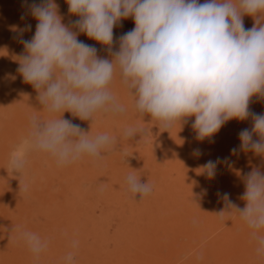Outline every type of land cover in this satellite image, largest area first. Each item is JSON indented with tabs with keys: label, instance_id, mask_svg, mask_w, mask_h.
Segmentation results:
<instances>
[{
	"label": "clouds",
	"instance_id": "9594fccd",
	"mask_svg": "<svg viewBox=\"0 0 264 264\" xmlns=\"http://www.w3.org/2000/svg\"><path fill=\"white\" fill-rule=\"evenodd\" d=\"M66 2L69 12L79 17L73 22L78 32L62 23L55 0H41L27 5L38 23L30 40L21 39L27 54L19 59L18 72L37 90L39 102L50 115L68 111L93 122L100 114H123L126 109L110 88L118 75L139 116L150 114L161 131L194 116L192 128L203 141L226 122L244 121L251 115V130H241V143L231 152L251 151L264 157V114L249 112L251 97L264 95V0ZM244 15L254 18L252 28L244 27ZM129 17L135 27L119 38V50L112 52L113 29ZM30 29L27 25L21 35ZM78 33L108 46L113 59L99 58L95 47L77 39ZM141 131L125 129L123 138L129 140ZM113 144L114 138L108 134L91 136L63 115L48 120L33 115L27 135L10 153L9 169L22 175L33 153L50 156L58 167L85 157L96 161ZM194 153L200 154V150ZM227 162V158L209 160L203 170L213 177L218 164ZM126 183L127 190L140 200L153 190L134 174L127 176ZM244 183L241 199L246 207L234 205L228 193L222 196L226 207L234 209L252 230L257 257L264 258V172L253 168ZM19 238L36 259L48 246L33 232L20 230ZM64 260L73 264L74 253L68 252Z\"/></svg>",
	"mask_w": 264,
	"mask_h": 264
},
{
	"label": "rangeland",
	"instance_id": "374dc122",
	"mask_svg": "<svg viewBox=\"0 0 264 264\" xmlns=\"http://www.w3.org/2000/svg\"><path fill=\"white\" fill-rule=\"evenodd\" d=\"M55 2L62 23L78 32L73 22L79 17L69 12L66 0ZM32 3L41 0H0V264H65L68 252L74 253L73 264H182L178 248L171 245L180 229L167 224L168 209L173 215L176 206L209 201L221 205L205 218L203 240L190 254L226 234L237 222V213L226 207L222 194L228 193L239 208L245 205L240 195L239 157L231 152L238 143V120L226 122L203 141L192 128L194 116L161 131L150 114L139 116L118 75L110 88L126 109L123 114H100L93 122L68 111L50 115L39 102L37 90L18 72L19 59L27 54L21 39L30 40L38 23L27 6ZM243 22L246 29L255 24L249 15L243 16ZM27 25L31 29L21 35ZM134 27L131 17L114 27L112 52L119 50V38ZM77 39L95 47L99 58L113 59L108 46L84 33H78ZM253 106L264 107V95H253L249 109ZM258 109L250 113L260 114ZM33 115L42 120L63 115L91 136L106 133L113 137V147L102 159L85 157L65 167H58L50 156L33 153L23 174L13 173L10 153L27 135ZM128 128L142 131L127 140L123 133ZM195 149L200 154H195ZM218 158L228 162L218 164L215 175L209 177L203 165ZM129 174L140 177L142 183L149 182L151 194L142 200L134 197L127 190ZM25 186L27 191H23ZM207 188L214 191L203 192ZM137 208L141 214H136ZM221 211H225L223 217ZM187 219L183 217L185 222L194 218ZM119 229L123 232L118 233ZM20 230L36 233L48 242L38 259L19 238ZM137 233L145 238L134 239ZM73 242H78L75 247ZM230 249L233 247L223 248L222 253ZM253 255L245 264H264V258Z\"/></svg>",
	"mask_w": 264,
	"mask_h": 264
},
{
	"label": "bare ground",
	"instance_id": "6f19581e",
	"mask_svg": "<svg viewBox=\"0 0 264 264\" xmlns=\"http://www.w3.org/2000/svg\"><path fill=\"white\" fill-rule=\"evenodd\" d=\"M204 2V0H202ZM249 112L257 110L258 108L254 106L250 107ZM261 111L260 114H264V107L259 108ZM238 132L240 133L243 129L251 130L253 126L252 117L249 116L247 120L237 122ZM254 140H258V136L253 137ZM237 148L239 147L241 141L238 137ZM239 157L240 161V171L238 170V175H240L241 182V193L243 195L246 188L244 183L245 176L252 171L253 168L259 167L261 172H264V157L257 156L253 152L248 151H238L236 154ZM208 190H213L214 188L204 189L203 192ZM244 207H246V201ZM221 203L219 202H207V203H194L187 207L185 206H176L172 210L175 211L173 215H170L171 210L168 209L167 213V224H170L169 227H177L179 228V232H176L171 240V245L173 248H178V253L181 256L180 259L183 261L182 264H220L219 260H222V264H245L246 261L249 260L251 255L256 254V242L251 238L250 232L252 231L247 227V225L241 220L238 213L237 222L233 224L226 234L218 237L212 238L210 243H206L201 246L197 250L193 252L191 255L190 252L193 248H196L197 245L202 242V232L207 226L205 223V218L209 215H213V213L218 210ZM170 207V206H169ZM243 207V208H244ZM142 208V207H141ZM140 208V209H141ZM139 208L136 209V214H141V210ZM166 210V209H165ZM187 216V220L191 221L185 222L183 221V217ZM166 221V222H167ZM154 227V223H152ZM126 230V228H124ZM123 232V230L119 229L118 233ZM145 236L140 233L135 234L134 239H144ZM159 236L155 238L157 240ZM167 239V238H165ZM169 241V240H168ZM196 241V242H195ZM233 247L229 251L222 253L223 248ZM172 250V249H171ZM253 255V256H254ZM221 257V258H220ZM224 257V258H223ZM156 263L155 261H153Z\"/></svg>",
	"mask_w": 264,
	"mask_h": 264
}]
</instances>
